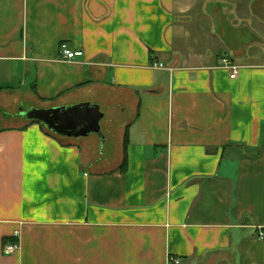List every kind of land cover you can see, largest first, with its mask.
I'll list each match as a JSON object with an SVG mask.
<instances>
[{
  "label": "crops",
  "instance_id": "crops-1",
  "mask_svg": "<svg viewBox=\"0 0 264 264\" xmlns=\"http://www.w3.org/2000/svg\"><path fill=\"white\" fill-rule=\"evenodd\" d=\"M84 102L103 139L23 114ZM261 234L264 0H0V264H264Z\"/></svg>",
  "mask_w": 264,
  "mask_h": 264
},
{
  "label": "water",
  "instance_id": "water-1",
  "mask_svg": "<svg viewBox=\"0 0 264 264\" xmlns=\"http://www.w3.org/2000/svg\"><path fill=\"white\" fill-rule=\"evenodd\" d=\"M23 114L59 135L79 137L96 133L104 138L101 120L105 114L97 104L84 102L51 108H31Z\"/></svg>",
  "mask_w": 264,
  "mask_h": 264
},
{
  "label": "built area",
  "instance_id": "built-area-1",
  "mask_svg": "<svg viewBox=\"0 0 264 264\" xmlns=\"http://www.w3.org/2000/svg\"><path fill=\"white\" fill-rule=\"evenodd\" d=\"M60 53H61V57L64 60H73L79 56L83 55V51L81 50H72L68 44L63 43L60 47ZM223 66L226 69H229L231 71V78H236L239 74V70H240V66L234 64L230 59L228 58H224L223 60ZM155 67H159V68H164V64L163 63H156L154 65ZM261 236H264V234H261ZM20 248V244L18 241H13V240H6L4 242L3 245V252L5 254H15L18 252ZM169 261L171 262H175V263H179L180 260L175 259L173 257L169 258Z\"/></svg>",
  "mask_w": 264,
  "mask_h": 264
},
{
  "label": "rangeland",
  "instance_id": "rangeland-1",
  "mask_svg": "<svg viewBox=\"0 0 264 264\" xmlns=\"http://www.w3.org/2000/svg\"><path fill=\"white\" fill-rule=\"evenodd\" d=\"M114 131L116 132V134H115L116 138H118L117 130L115 129ZM94 143H95V149H96V148L98 149V143H97V140H96V139H94ZM116 143H118V140L116 141ZM111 166H112V165H111Z\"/></svg>",
  "mask_w": 264,
  "mask_h": 264
},
{
  "label": "trees",
  "instance_id": "trees-1",
  "mask_svg": "<svg viewBox=\"0 0 264 264\" xmlns=\"http://www.w3.org/2000/svg\"><path fill=\"white\" fill-rule=\"evenodd\" d=\"M37 122V121H36ZM37 123H39V122H37ZM42 124V123H41ZM124 163H126V161H125V159H124ZM124 163H123V166H124Z\"/></svg>",
  "mask_w": 264,
  "mask_h": 264
}]
</instances>
